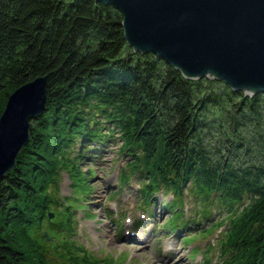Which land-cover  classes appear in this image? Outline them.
Listing matches in <instances>:
<instances>
[{"label":"trees","instance_id":"trees-1","mask_svg":"<svg viewBox=\"0 0 264 264\" xmlns=\"http://www.w3.org/2000/svg\"><path fill=\"white\" fill-rule=\"evenodd\" d=\"M121 20L96 0H0V114L16 88L47 76L46 109L0 180V264H111L63 238L73 204L57 191L64 170L85 188L94 173L80 165L86 149L113 137L126 156L120 184L138 180L147 206L158 190L172 192L161 201L165 229L219 227L218 264H264V91L188 78L134 51ZM185 190L196 202L187 218Z\"/></svg>","mask_w":264,"mask_h":264},{"label":"water","instance_id":"water-1","mask_svg":"<svg viewBox=\"0 0 264 264\" xmlns=\"http://www.w3.org/2000/svg\"><path fill=\"white\" fill-rule=\"evenodd\" d=\"M96 1L121 13L134 51L154 52L188 78L211 77L246 94L264 91V0ZM46 86L47 76H39L8 96L0 114V180L28 144L31 119L46 109Z\"/></svg>","mask_w":264,"mask_h":264},{"label":"rangeland","instance_id":"rangeland-1","mask_svg":"<svg viewBox=\"0 0 264 264\" xmlns=\"http://www.w3.org/2000/svg\"><path fill=\"white\" fill-rule=\"evenodd\" d=\"M81 142L75 144L72 155L79 153ZM119 144V139L114 137L102 144L91 142L95 149L103 147L98 154L90 149L91 146L86 147L88 157L80 165L84 173L92 170L94 173L93 177H88L85 188H74L69 172H62L57 191L59 200L63 205L72 203L74 215V230L65 231L63 238L83 245L100 259L112 257L111 264H218L221 228L204 234L191 228L165 229L168 212L161 201H169L172 192L163 194L158 190L155 193L157 199L147 206L138 192V180L132 178L120 184V171L126 156L118 152ZM75 192L82 196H73ZM195 203L185 190L184 217L192 216L190 209ZM212 222L209 220L205 224ZM210 246L212 248L207 252Z\"/></svg>","mask_w":264,"mask_h":264}]
</instances>
